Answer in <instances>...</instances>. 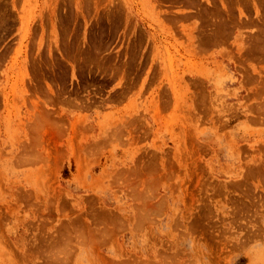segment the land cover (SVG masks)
<instances>
[{
	"label": "rangeland",
	"instance_id": "1",
	"mask_svg": "<svg viewBox=\"0 0 264 264\" xmlns=\"http://www.w3.org/2000/svg\"><path fill=\"white\" fill-rule=\"evenodd\" d=\"M263 29L264 0H0V264H264Z\"/></svg>",
	"mask_w": 264,
	"mask_h": 264
},
{
	"label": "bare ground",
	"instance_id": "2",
	"mask_svg": "<svg viewBox=\"0 0 264 264\" xmlns=\"http://www.w3.org/2000/svg\"><path fill=\"white\" fill-rule=\"evenodd\" d=\"M259 21V20H258ZM262 25H263V23H262ZM258 29V28H257ZM264 30V29H263ZM259 41V40H258ZM264 42V41H263ZM257 45V44H256ZM263 53V52H262ZM141 192V191H140ZM140 195V194H139ZM136 197H138V196H136ZM99 221H100V219H99ZM134 221V220H133ZM138 223V222H137ZM133 225V224H132ZM137 228V227H136ZM94 229V228H93ZM90 230H91V228H90ZM87 232V231H86ZM91 234V233H90ZM75 235V234H74ZM81 235V234H80ZM84 235V234H83ZM102 237V236H101ZM85 239V238H84ZM90 239V238H89ZM98 239V238H97ZM55 240V239H54ZM93 242V241H92ZM156 262V261H155ZM165 263V262H164ZM162 264V263H161Z\"/></svg>",
	"mask_w": 264,
	"mask_h": 264
}]
</instances>
